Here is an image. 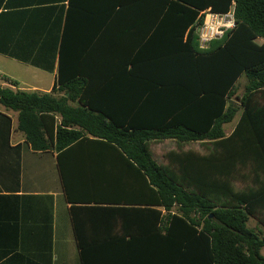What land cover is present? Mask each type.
Segmentation results:
<instances>
[{
	"label": "trees",
	"instance_id": "1",
	"mask_svg": "<svg viewBox=\"0 0 264 264\" xmlns=\"http://www.w3.org/2000/svg\"><path fill=\"white\" fill-rule=\"evenodd\" d=\"M207 9L220 15L233 9L235 26L203 49L197 28ZM154 13L163 18L154 20L153 28L167 33L148 39L146 50H151L141 61L140 73L149 79L144 86L151 123L117 119L87 99L80 80L65 81L63 58L59 88L42 94L0 85V105L18 112L19 130L34 150L61 151L84 138L111 145L125 159L132 180L145 187L140 202L160 208L147 211L156 223L163 220L164 237L186 264H264V234L248 227L264 206V180L257 179L264 173V0H159ZM130 73L137 74L135 68ZM242 76L248 83L238 97ZM241 108L226 136L224 125ZM165 140L209 142L214 150L169 152L167 163L160 164L151 143ZM238 179L254 184L239 190ZM96 208L108 211L109 218L121 210ZM77 209L71 214L82 264H91L83 252ZM161 209L167 212L163 219Z\"/></svg>",
	"mask_w": 264,
	"mask_h": 264
},
{
	"label": "crops",
	"instance_id": "2",
	"mask_svg": "<svg viewBox=\"0 0 264 264\" xmlns=\"http://www.w3.org/2000/svg\"><path fill=\"white\" fill-rule=\"evenodd\" d=\"M158 2L0 0V85L49 94L60 87L63 58L65 81L80 80L87 99L117 119L151 123L144 86L149 79L140 68L151 50L148 39L167 33L153 28L163 18L154 13ZM134 68L137 74L131 75ZM241 78L246 88L247 78ZM239 118L229 132L224 125L226 136ZM170 141L179 147L174 140L159 144ZM127 168L111 145L92 138L61 151L34 150L19 130L18 112L0 105V264H82L74 206L80 208L83 252L91 264H186L164 237L163 220L156 223L147 211L160 208L140 202L146 189ZM257 179L264 180V173ZM96 207L121 210L109 218ZM166 215L162 210V219ZM252 219L264 229V206Z\"/></svg>",
	"mask_w": 264,
	"mask_h": 264
},
{
	"label": "rangeland",
	"instance_id": "3",
	"mask_svg": "<svg viewBox=\"0 0 264 264\" xmlns=\"http://www.w3.org/2000/svg\"><path fill=\"white\" fill-rule=\"evenodd\" d=\"M216 22V19H215ZM245 79L241 78L238 82L237 85V96L241 97V95L244 92V88H245ZM235 101L240 104L239 100H237L235 98ZM241 113L240 112L237 114L236 116V120L239 118ZM235 126V123H231L228 125H225V130L229 132V129H233ZM179 147L177 146V144L173 143V142H167V144H163L165 146H162V144H159V142H155V143H151V150L153 151V156L156 159V161L160 164H166L167 160L165 157V154L169 151V152H181V151H193L196 153H200V154H209L214 150V146L212 143H201V142H194V143H179L177 142ZM168 152V153H169ZM234 184L236 186L237 189L239 190H243V189H247L248 187H252L253 186V182L251 181V179L249 180H235ZM248 227L253 228L254 230H256L257 232L263 234L264 233V229L259 227L258 225H256L255 219L252 221L250 220L248 222ZM264 253V250H263Z\"/></svg>",
	"mask_w": 264,
	"mask_h": 264
},
{
	"label": "built area",
	"instance_id": "4",
	"mask_svg": "<svg viewBox=\"0 0 264 264\" xmlns=\"http://www.w3.org/2000/svg\"><path fill=\"white\" fill-rule=\"evenodd\" d=\"M216 19V22H215ZM235 26L234 13L225 15L206 13L203 25L199 29L200 47L206 49L212 40L222 38L225 32Z\"/></svg>",
	"mask_w": 264,
	"mask_h": 264
}]
</instances>
